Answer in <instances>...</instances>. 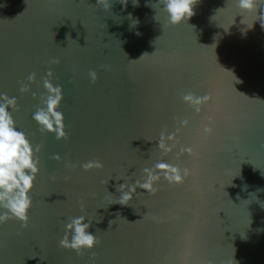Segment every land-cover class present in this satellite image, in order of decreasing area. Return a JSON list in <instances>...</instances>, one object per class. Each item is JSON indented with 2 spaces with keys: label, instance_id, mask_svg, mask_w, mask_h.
I'll return each mask as SVG.
<instances>
[{
  "label": "water",
  "instance_id": "95a60500",
  "mask_svg": "<svg viewBox=\"0 0 264 264\" xmlns=\"http://www.w3.org/2000/svg\"><path fill=\"white\" fill-rule=\"evenodd\" d=\"M124 2L0 0V92L40 148L27 226L0 224V264H264V6L197 0L173 25L157 0ZM49 70L63 88L61 139L32 119ZM187 93L207 97L199 112ZM162 131L177 135L167 155ZM160 161L189 175L110 204ZM81 215L98 243L77 254L59 242Z\"/></svg>",
  "mask_w": 264,
  "mask_h": 264
},
{
  "label": "clouds",
  "instance_id": "9594fccd",
  "mask_svg": "<svg viewBox=\"0 0 264 264\" xmlns=\"http://www.w3.org/2000/svg\"><path fill=\"white\" fill-rule=\"evenodd\" d=\"M102 0H97V3ZM128 0L123 3L127 5ZM134 6L139 5V0H132ZM157 4L168 17L170 24L176 25L190 19L194 14V6L197 0H157ZM237 7L242 11L252 12L258 6H264V0H236ZM105 8L108 5L105 4ZM131 17V14H129ZM261 18H264V11H261ZM260 24L261 20L259 19ZM138 20H133V24ZM262 26V24H261ZM264 27V26H262ZM139 35V33H137ZM58 62V61H56ZM92 80L95 81V73L90 72ZM53 76L51 70L47 72L43 80V87L47 90L46 95H41V105L33 114L32 119L40 125L41 131L54 133L57 139L64 138L65 132L64 114L58 109L63 100V88L54 84L50 77ZM30 82L35 81V74L28 76ZM21 92L29 91L27 85L21 87ZM36 94L33 93V96ZM185 103L196 107L199 112V105L207 97H198L193 93H187L182 97ZM17 108V98L9 97L6 93L0 92V224L16 218L27 226L29 219L28 213L32 207L31 190L40 171L39 145H33L27 134L16 126L12 115V109ZM183 126L188 125V120H183ZM179 129H177V132ZM206 132L211 129L205 127ZM172 142V143H169ZM176 132H161L158 139V148L165 155L172 153L177 147ZM184 152H191V148L180 147L177 156ZM56 159H59L57 154ZM86 170L91 167H102L99 161H89L81 165ZM142 179L135 180L134 183H124L118 186L120 196L118 199L110 201V204L119 203L127 205L133 196L137 194V188L144 189L149 193L155 194L158 190L155 183L159 181L161 175L169 184L182 183L184 178L189 175V169H181L178 165L169 164L164 161L155 163L152 167L142 169ZM107 184L108 181H105ZM111 223V221H110ZM65 232L60 240V246L74 250L81 254L84 250H91L98 243L97 236L91 232V222L87 221L86 216H76L69 218L65 224Z\"/></svg>",
  "mask_w": 264,
  "mask_h": 264
}]
</instances>
